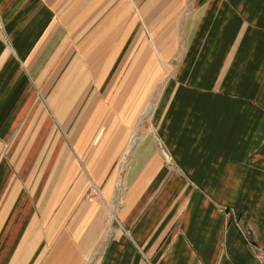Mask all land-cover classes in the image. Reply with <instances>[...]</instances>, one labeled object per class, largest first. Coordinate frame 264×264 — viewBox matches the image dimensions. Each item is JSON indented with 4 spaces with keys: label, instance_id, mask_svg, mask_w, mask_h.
<instances>
[{
    "label": "crops",
    "instance_id": "0c3cea01",
    "mask_svg": "<svg viewBox=\"0 0 264 264\" xmlns=\"http://www.w3.org/2000/svg\"><path fill=\"white\" fill-rule=\"evenodd\" d=\"M184 4L0 0V264H264V0L191 2L156 109Z\"/></svg>",
    "mask_w": 264,
    "mask_h": 264
},
{
    "label": "rangeland",
    "instance_id": "374dc122",
    "mask_svg": "<svg viewBox=\"0 0 264 264\" xmlns=\"http://www.w3.org/2000/svg\"><path fill=\"white\" fill-rule=\"evenodd\" d=\"M193 0H185V4L184 7H182L181 9H177L175 17H174V27L172 28V33H171V37L175 38V41L178 42L179 44V50H177L176 53H174L172 56H169L168 58H165V60H160V58L158 57L159 60V64L158 67L161 66V72L159 73L160 75L157 78V81L155 83V89L151 95V97L149 98V103L148 104H154L157 107L160 105V103L162 102L163 98L165 97L167 91H168V86L171 84V82L173 81V78L175 76L177 67L179 65V60H180V55L182 53L183 49V35H182V30H183V26L187 17V14L190 11V4ZM143 10L139 9V21H140V26L144 29V23L146 22L144 20L143 17ZM145 22H144V21ZM160 20H162L161 17H155L153 22L154 25L157 26L159 25L161 22ZM170 28V25L168 24V26H166L164 33L167 32V30ZM148 35V33H147ZM149 40H151L149 38ZM158 42V40L156 41V43ZM159 46V45H158ZM160 48L162 47V42L160 43ZM156 109H154V111L152 112V114L150 116H148L143 122L140 123L142 116L140 117V120L138 122V125L136 126L134 132H136L138 126H139V134H140V138L143 134H145L147 131H153L155 134H157V126L156 123L153 121L154 120V115L156 112ZM145 112V111H144ZM158 144L161 146L162 143L160 140H158ZM165 154V153H164ZM166 154L169 156V160L166 159L165 155H164V160L167 164H169L170 166L173 163V159L170 156V154L168 152H166ZM127 155L130 158L131 153L127 152L123 158V162L125 161V158L127 157ZM129 161V159H128ZM127 161V163H128ZM127 165V164H126ZM125 165V166H126ZM90 200H94V202H98V200H100V193L98 188H94L91 190L90 192ZM97 200V201H96Z\"/></svg>",
    "mask_w": 264,
    "mask_h": 264
},
{
    "label": "built area",
    "instance_id": "2783aa9c",
    "mask_svg": "<svg viewBox=\"0 0 264 264\" xmlns=\"http://www.w3.org/2000/svg\"><path fill=\"white\" fill-rule=\"evenodd\" d=\"M0 21H1V13H0ZM2 29V25H1V23H0V30ZM165 155V157H166V159H168L169 160V156L165 153L164 154Z\"/></svg>",
    "mask_w": 264,
    "mask_h": 264
},
{
    "label": "bare ground",
    "instance_id": "6f19581e",
    "mask_svg": "<svg viewBox=\"0 0 264 264\" xmlns=\"http://www.w3.org/2000/svg\"><path fill=\"white\" fill-rule=\"evenodd\" d=\"M124 163V162H123Z\"/></svg>",
    "mask_w": 264,
    "mask_h": 264
}]
</instances>
